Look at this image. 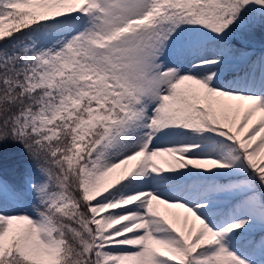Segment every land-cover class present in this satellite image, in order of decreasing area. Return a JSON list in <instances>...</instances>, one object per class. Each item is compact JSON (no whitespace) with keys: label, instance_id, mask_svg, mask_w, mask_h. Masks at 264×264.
<instances>
[{"label":"snow or ice","instance_id":"obj_1","mask_svg":"<svg viewBox=\"0 0 264 264\" xmlns=\"http://www.w3.org/2000/svg\"><path fill=\"white\" fill-rule=\"evenodd\" d=\"M0 264H264V0H0Z\"/></svg>","mask_w":264,"mask_h":264},{"label":"trees","instance_id":"obj_2","mask_svg":"<svg viewBox=\"0 0 264 264\" xmlns=\"http://www.w3.org/2000/svg\"><path fill=\"white\" fill-rule=\"evenodd\" d=\"M259 43V36L257 37V44ZM13 148H18V146H6L5 148V152L7 153L8 151V154L4 160V163L8 166H12L16 163H19L20 162V157L17 153L11 151L10 149H13Z\"/></svg>","mask_w":264,"mask_h":264}]
</instances>
